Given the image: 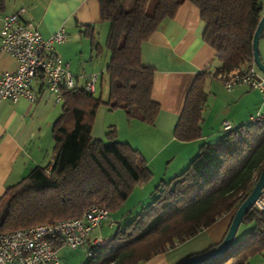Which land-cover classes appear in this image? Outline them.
<instances>
[{"label":"trees","instance_id":"obj_1","mask_svg":"<svg viewBox=\"0 0 264 264\" xmlns=\"http://www.w3.org/2000/svg\"><path fill=\"white\" fill-rule=\"evenodd\" d=\"M7 1L0 0V14ZM125 2L99 0L102 23L109 26L105 50L110 61L104 74L109 78V99L82 88L66 92L63 113L53 128V154L0 197L1 233L81 218L93 206L114 214L139 185L154 179L145 156L130 144L116 142L114 129L107 134L111 144L95 140L92 132L103 105L110 111L123 110L130 122L155 124L161 110L152 98L156 69L144 65L142 47L184 4L200 10L206 24L204 40L217 56L188 93L175 131L179 141L203 137L209 83L241 76L255 62L254 38L264 15V0H135L131 10H126ZM93 32L87 26L86 33L94 38ZM263 169L264 122L224 132L218 144L201 147L186 171L159 185L152 203L106 237L105 245L89 242L87 251L93 257L86 264H145L226 216H232L233 222ZM242 224L254 228L209 264H251L253 258L264 256V210H250ZM224 239L185 261L213 252Z\"/></svg>","mask_w":264,"mask_h":264},{"label":"crops","instance_id":"obj_2","mask_svg":"<svg viewBox=\"0 0 264 264\" xmlns=\"http://www.w3.org/2000/svg\"><path fill=\"white\" fill-rule=\"evenodd\" d=\"M21 10H24L21 20L34 23L44 39L51 38L61 29L69 34L67 42L55 45V52L76 76L80 88L84 89L86 77L98 75L95 91L97 95L99 87L103 88L104 74L110 61V55L105 50L107 39L104 40L105 44H98L100 49L94 45L98 31L108 30V25L101 20L99 0H8L3 15L16 14ZM89 25L94 29V38L86 33ZM1 29L0 23V33ZM205 33L206 24L201 18L200 10L193 4L186 3L174 19L164 22L160 30L143 44L144 65L156 69L152 98L161 108L153 126L140 124L136 127L139 132H136L134 127H126L122 121L123 115L116 117L113 114L115 111H110L105 106L100 107L96 115L92 137L95 140L105 139L107 144H111L106 136L114 129L118 137L116 142L130 144L145 156L154 170V179L158 182L156 187L186 171L204 144L219 143L224 133L223 123H233L224 119L211 127L208 124L209 118L205 117L201 139L186 143L175 137L193 83L217 56L216 51L204 40ZM88 38L93 40L91 44L90 41L88 43ZM17 67V60L13 56L0 51V78L7 72L16 71ZM33 88L37 95L36 103L23 99L17 104L4 102L0 105V197L10 187L20 183L33 169L43 166L50 157L53 128L63 113V101H57L42 78L34 82ZM258 94V104L252 110L253 114L263 108L262 95ZM246 95L245 89H236L231 99H242ZM119 121L123 129L121 135L124 134L120 138L116 130V127H120ZM241 123L245 125V120ZM231 224L232 216H226L188 244L195 251L200 249V245H206L203 248L207 249L220 243ZM100 235L106 237L97 232L92 239ZM186 251H182V254L169 251L150 262L161 259L160 264H182L194 255L187 257Z\"/></svg>","mask_w":264,"mask_h":264},{"label":"built area","instance_id":"obj_3","mask_svg":"<svg viewBox=\"0 0 264 264\" xmlns=\"http://www.w3.org/2000/svg\"><path fill=\"white\" fill-rule=\"evenodd\" d=\"M23 13L24 10L12 15L0 14V51L13 56L18 63L16 71L7 72L0 78V105L4 102L17 104L23 99L36 103L37 95L33 84L39 78H42L57 101H63L66 92L80 88L76 76L55 52V45L67 42L69 34L61 29L51 38L44 39L34 23L21 20ZM97 82V74L86 77L84 89L95 93ZM224 84L229 92L239 85L258 90L262 95L263 108L251 116L250 121L264 122V75L255 63L241 76ZM222 128L223 132H229L236 126L225 121ZM254 209L264 210V194L256 202ZM109 218L107 209L93 206L81 218L60 220L13 232H0V264H62L59 249L55 245L71 249H87L89 242L93 245H105L108 238L102 235L92 237L101 231ZM115 226L116 223L111 221L110 227ZM88 256L93 257V253L88 251Z\"/></svg>","mask_w":264,"mask_h":264},{"label":"rangeland","instance_id":"obj_4","mask_svg":"<svg viewBox=\"0 0 264 264\" xmlns=\"http://www.w3.org/2000/svg\"><path fill=\"white\" fill-rule=\"evenodd\" d=\"M134 4H135V0H126L124 7L126 8V10H131ZM106 27L108 30L100 29L97 35L95 36L96 44H102V42L105 44V41L107 39V34L109 32V26H106ZM88 39H89L87 40L88 43L90 41V44H91L93 40L91 38H88ZM260 53H261V57L264 62V37L260 41ZM215 66H217V62H215ZM236 89H245L248 95H246V97L242 99H236V98L231 99V97L234 96ZM208 91L210 93V99H209V106H208L205 117H207V119L209 118L208 120L209 126L213 127L215 126V124H217L218 121L220 120L222 121L224 119H229L238 126L243 124L241 123L243 122V120H245V123H244L245 125H249L251 123L250 118L253 114L252 110L258 104L257 95H259L258 93H260L258 90H252L247 85H239L235 87V89L232 92H229L225 88L224 82H221L220 80H212L211 83H209L208 85ZM109 94H110L109 78L105 76L103 88L99 87L97 97L102 96L104 101H107L109 99ZM104 106L105 105H103V107ZM61 107H63V105ZM105 107L109 110L107 106ZM256 112L254 114H256ZM118 113H121V114H118ZM113 114L117 115L116 117H119L118 115H123L124 118H122V121L123 123H125L126 127H128L129 129H131V127H134L136 132H139L137 131L136 127L138 128L140 124L142 125L143 124L142 122L138 120L134 122L128 121L127 116L123 110H116ZM116 120L118 121L117 118ZM119 124H120V127L119 128L116 127V130L120 134L119 136L120 138L124 136V134L121 135L123 129L121 127L120 121H119ZM119 143H122V142H119ZM54 148H55V140L53 138V145L49 153L50 156L53 154ZM156 183H158L157 180L153 179L151 182L147 184L139 185L135 189L131 198L121 208V210L110 215L109 220L105 222L101 231L98 232V234H103L106 237H112L120 225H124L127 222L137 218L142 208L149 205L154 200L155 190L157 188L155 185ZM112 220L113 222L117 223L115 227H110V222ZM253 228H254V225L252 224H242L237 233L236 241L242 240L248 232L253 230ZM199 236L200 234L192 238L191 240L179 245L174 250H170V251H175V252H178L179 254H182L183 253L182 251L186 249L187 250L186 256L188 257L192 254H199L207 250L208 248L207 249H205L206 247L203 248V246H206V245H200L199 246L200 249L193 251L194 250L193 246L191 244H188L190 241L198 238ZM197 241H202V240H197ZM185 245L186 246L188 245V246L186 248H183V246ZM87 250L88 249H85V248L71 249L69 247H60L59 254L62 259V264H86L89 261ZM160 260L161 259H159L158 261L156 260L157 262H150L148 264H160ZM251 264H264V256H258L256 258H253L251 260Z\"/></svg>","mask_w":264,"mask_h":264},{"label":"water","instance_id":"obj_5","mask_svg":"<svg viewBox=\"0 0 264 264\" xmlns=\"http://www.w3.org/2000/svg\"><path fill=\"white\" fill-rule=\"evenodd\" d=\"M263 33H264V15H263V18L260 22L259 28L254 38V51H255V62L254 63L257 69L262 74H264V62H263V59L260 53V41L262 39ZM263 194H264V169L251 195L243 203V205L238 209L235 215V218L230 226V229L224 241L221 243V245L217 249H215L213 252H210L202 256L191 258L182 264H209L211 262H214L222 258L232 247L245 216L250 210L254 209L256 202L259 200V198Z\"/></svg>","mask_w":264,"mask_h":264}]
</instances>
